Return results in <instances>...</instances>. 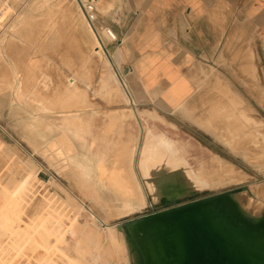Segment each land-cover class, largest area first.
<instances>
[{"label":"rangeland","instance_id":"374dc122","mask_svg":"<svg viewBox=\"0 0 264 264\" xmlns=\"http://www.w3.org/2000/svg\"><path fill=\"white\" fill-rule=\"evenodd\" d=\"M59 1L60 0H0V17L3 18L4 22H6L0 31V38H5L6 35L9 36V34H11L9 36V41L1 44L2 40H0V179L5 177L9 164H16L17 171L21 167L22 170H20L25 171V169L30 167V163L35 171L36 179L34 178V187L32 186V195L35 202L32 208L29 209L28 213L32 211L34 212L33 209H38L39 206V216L45 217L47 213L52 212L56 214L54 222H60L65 226L69 225V219L66 218L68 217L66 215H69L70 213L71 215H75L76 210L70 209V205H67L68 203L64 200V194H66L67 197L70 195L72 198L78 201L79 204H84L91 208L94 213V216H92L90 215L89 211H82L78 218L79 223H81L80 226H83L81 229H79L83 231L81 235L83 240V250L79 252L80 254L73 249V247H75L77 244L78 238L77 236H71V233H67L65 235L67 240L59 242L58 247L63 249L81 264H109L104 256L106 254L113 255V263L110 264H119L120 255L114 251L113 246L109 241L107 224L114 225L116 227H123L128 222V220H135L146 213L164 211L171 207H175L195 199H201L230 191L231 192L229 194L234 196L233 200H237V198H235L237 196L239 198L241 197L245 198V200H249H247V205H245L246 208L249 207L247 208L249 211H254L256 209L259 210L261 208L260 210L262 212H260L264 214V192L261 193L257 189V185L258 187L264 186V168L259 167L260 169H258L254 165H251L245 160L244 155V152L246 150L250 151L253 145L251 142L253 136L251 135L254 134V136H256L258 144H264V121L261 120L264 118V104H261L258 99H256V94H254L252 90L250 91L249 86L245 83V81H250L251 76V69L249 66H244L247 63V59L245 57L243 60L238 59V55L236 53L237 46L238 49L242 47L245 34H248V31L250 30L251 23L249 22L250 20L247 19V14L251 12L257 5H264V0H251L252 5H250V0H207V22L217 30L207 33L205 41H202V44H204L203 51L195 63H191L192 57L190 55H186L184 58V62L186 64L184 65V70L189 73L195 84V90L192 92V94L190 93L191 87L189 81L184 76L177 75L175 77L173 74H170L169 76L171 79H169L167 89L161 94L158 92L154 93L153 104H143L142 101L145 100L144 92L136 81V75L134 74L132 67L120 62L121 59L118 58L116 55L117 53H115L117 48L116 42H105L110 50L104 47L105 52L102 53V57L96 64V68H89L90 71H88L87 79L85 78L82 83L80 82V84L87 89V99L93 104L84 106L83 100L81 99L80 105L71 106V113L73 116L76 118L78 116H81L82 118L84 117L83 119L77 118L79 121L77 123L75 122L74 125L78 130H81L83 136L90 134L86 138L87 141L93 136L91 133L95 132L96 130H101L102 124L103 127H106L110 124L111 128L117 129V132L120 130V133L118 132L117 135H114V139H112L113 142L116 140L114 143L111 141L112 143L110 142L109 144H106L107 146L103 144L97 145V150L100 151V148H103V151H101L100 155L96 151V148L92 153H88L86 150V144H88L86 140L84 141L86 143H83L82 140L75 136H73L71 139L73 142V148L67 154L65 152H57V149L66 144L64 139L68 131H66L65 126L70 124L66 121H63L65 125L61 123L62 116L60 117V115L63 114L59 109L55 108V102L47 105L38 103L37 105L31 103L36 101L35 97L31 94L26 93L23 94L22 97H19L18 95V93L25 92L22 86L28 77L31 76V73L26 74L24 71H17L15 69L16 65L14 63V57L12 53L17 47L21 45V42L25 43L26 45L30 40L34 41L35 43H39L46 35L49 36L51 34L50 32H55L61 36V40L57 41L58 47L56 46L54 51L52 49L50 50L51 54L49 53L50 51L47 52L48 54L40 52L36 53L34 52L35 48L33 47V49L30 50L31 53L28 52L25 54V59L28 62L35 58L34 60H36L35 62L37 64L33 60L31 61L33 65L44 64V68H47L45 72L49 70L46 72V74L49 73L46 78L48 87L46 90H44L46 93L53 92L54 87L58 83L57 81H59L58 72H68V68L65 67L66 65L62 62L65 57H56V55L58 56L60 52H62L60 53L61 55L66 56L67 62L71 63L74 68L78 69V72L80 70L79 67L81 66H86L87 69L88 66L91 67V64L86 61V48L78 40L75 31L72 30L71 27H68V25H62L61 27H58V20L64 15ZM112 5L113 3L110 0H101L99 6L96 8L97 20L99 15L108 14ZM20 14L25 16H35L37 18L31 21V24L34 25L36 31H34L33 36L30 39L26 38L28 37L26 31L22 33H11L12 24H18L22 20V16ZM79 14V17L83 20L81 11H79ZM5 25L7 28L4 27ZM251 47H254L255 49L256 53H254V55L257 56V65H259V70L261 69L260 72L262 75H264V24H261L254 32V43ZM240 50L244 49L241 48ZM220 54L222 56H219ZM36 57L41 58L42 60L44 59L43 61L46 60L47 62L42 61V63H39L41 60L37 59ZM59 58L62 60L60 61ZM106 60L110 62L108 67L102 66ZM58 61L60 64L63 63L65 66L62 67L63 65H60ZM31 63L29 62V64L33 66ZM197 64L204 67L203 72L200 70L196 71ZM151 65L152 61L149 62V64L140 63L141 72L147 68H150ZM240 65L244 68H242ZM193 66H195V69ZM208 68H210L209 71H207ZM239 68H241V70ZM52 69H54V71ZM153 71L154 70L152 69L150 73ZM245 72L246 76H244ZM119 75L124 79L126 87L132 94L133 98H131V96L126 92L125 87L121 83ZM101 76H106L108 78L105 88L100 82ZM244 78H248L249 80ZM110 86L112 88L113 86H119L121 89H114V91L111 92ZM235 91L239 92L242 98H244L255 110L252 113L247 109L245 110L247 113L242 112L247 116V118H243L245 120H239L240 125L238 128H236L237 126H234V122L236 120L233 122L234 118L232 120L228 118V116L230 117V114L233 113L232 111L234 110V103L229 101L227 98H230V96ZM177 93H179V96L176 97L177 99L174 101L171 97ZM189 96H191L190 102L197 105L199 103L198 106L196 105L198 108L196 111L198 112H195V114L198 113V115H195L194 113L193 114L195 116H199L198 119L203 126L206 123L204 127L207 125H213L212 127H214V129L216 128L218 132L221 131L220 133H222V130L229 131L231 134H234L233 131H242V133H238L239 135L236 134L235 136H231L235 138L234 140H237L240 143L239 144L237 142L235 145L237 148H240L239 152L230 150V148L225 145V143L223 144L218 140L217 137L209 133L210 131L208 132L203 127H199L197 123H193L189 119L184 118L176 110L175 104L178 102L184 103ZM131 99L134 101V104L132 103ZM223 101L226 102L224 109L222 108ZM162 102L165 103V106L161 104ZM94 103L97 104L94 106ZM40 106L42 108L41 110ZM47 107H51L52 110ZM131 107L133 109H131ZM235 107H238L239 110V106L237 104ZM143 108L155 110L166 120L167 124L160 122L157 123V127L160 130L166 131L172 138H178L186 143H189L187 153L189 162L194 167V169H196L195 172H200L199 174L206 177L208 175V179L211 178L209 179L210 184L208 188L197 192L194 191L193 194H189L188 196L180 195L178 197H172L173 199L161 197L157 203L153 201V196L150 193V184L146 180L147 178L139 166V144H141V140L139 141L137 139V141H135L134 138L127 135V133H124L126 131L128 122L124 115L131 110H143ZM230 109L231 111H229ZM206 119H208V121ZM139 120L144 125L146 124V121L147 123L149 122L141 116H139ZM211 120L213 121L210 124ZM168 122H171L177 126L172 127ZM215 124L218 127H216ZM236 124L238 125V123ZM226 125L229 126L224 128ZM111 138H113V136ZM118 139H120L121 142ZM128 141L131 143V145ZM124 142L126 144H123ZM120 143L123 144L124 147H121L119 145ZM127 144H129V146ZM125 145H127V147ZM130 146L133 147V149H130ZM247 146H250L249 149ZM125 147L128 150H125ZM122 149L124 151H122ZM241 149H244L245 151L243 150L242 152ZM125 151H127L128 154ZM122 152H125L126 156ZM212 152L219 155L221 159L227 161L229 166H232L231 168L233 169H230L229 166L228 168L231 171L233 170V172L231 173L228 168L225 169L221 166L223 169L222 173L220 171V163L216 166V169L214 168L215 170H210L206 165H203L201 161L209 160V155L211 157ZM261 155L264 156V154ZM115 156L116 158L118 156L119 159H116ZM65 157L69 161H66ZM100 164H103V168L100 167ZM35 166L37 167L35 168ZM85 166H88L89 170L91 171L93 179L90 181V184L93 182V185H97V183L100 184L102 180L101 178L109 176L112 173L117 175V172L120 173L121 171L122 174H124L125 172L122 171V169H125L127 176L133 178H130L133 181L132 182L130 180V184L132 183L134 185V190L136 189L134 192L135 194L133 193L134 195H131L133 198L130 197V195L126 197V200H129V202L131 201L132 203H130L132 206L134 205L132 209L125 211L127 208L125 207V209L122 206L125 205V202L123 203V201L126 200L121 202V199L116 198L113 196V192H110V196L112 198L109 196L108 198L110 201L105 203H111L112 205L115 204L113 209H118L119 212H125H123L121 215H115L111 218H107V215L103 209L104 207L101 205L104 204V202L97 204L93 192L91 190L85 191L78 182L82 172L81 170H83ZM117 168L122 169L116 171ZM205 170H207V173H205ZM103 171L105 172L103 173ZM219 171L221 173H219ZM239 173L242 175L244 174L245 176H239ZM219 174H223L225 176L224 177L221 175L224 177V180ZM232 175L235 178L238 176L242 179H237V177L235 180H232ZM219 178L220 182L216 181L215 183V180H218ZM95 181L96 183H94ZM107 184L102 183L100 184V187L104 185L105 187L109 188L111 184ZM132 184L131 186L133 187ZM1 186L4 187L7 186V184L5 183ZM243 193L245 195H243ZM108 198H105V200H108ZM119 203L122 206H118ZM120 207L122 210H120ZM67 212L69 213L66 214ZM1 216L2 215L0 214V234L3 233L1 227L4 225V222L1 221ZM23 219L24 222L20 223V232L22 234L25 221L30 222L31 220L30 214L25 215ZM6 238H0V241L5 242ZM7 240L8 239H6V241ZM50 256L54 262L59 264H71L64 258V254L59 251H53ZM114 256L115 260H113ZM13 261L14 263H12ZM13 261H9L11 262L10 264H44L45 259L38 261L37 255L34 253H29V250L26 248L23 253L16 256Z\"/></svg>","mask_w":264,"mask_h":264},{"label":"bare ground","instance_id":"6f19581e","mask_svg":"<svg viewBox=\"0 0 264 264\" xmlns=\"http://www.w3.org/2000/svg\"><path fill=\"white\" fill-rule=\"evenodd\" d=\"M100 1L101 0H95L96 8L99 6ZM59 4L61 5V9L63 10L64 15L61 18H59L58 27H61L62 25H65V26L68 25V27H71V29L75 31V33L77 34L78 40L86 48V51H87L86 61L91 64V67L88 66V69H87L86 66H84V67L81 66V67H79L80 70L78 72V69L74 68V66L71 65V63L67 62L66 56L61 55L60 53H62V52H60L58 56L56 55V57H60V56L65 57V59H63V60L61 59V60L66 66L63 63L60 64L59 61H58V63L60 65H63L62 67H64V66L67 67L68 72H63V71L58 72L59 74L58 73L57 74H58L59 81L56 80L58 83L54 87L53 92L52 93H46V92H44V90H46V88L48 87L46 78L49 74V73L46 74V72H48L49 70L45 72V70L47 68H44V64H38V65L34 64L33 65L31 63V61H33L35 58L33 60L29 61L33 65V66H31L29 64V62L25 59V54L30 52V50H32L33 48H35L34 52H36V53L40 52V53L48 54L47 52H49L51 49L54 51V49L57 46V41L61 40V36H59L55 32H50L51 34L49 36L46 35L42 39V41L39 43H35L34 41L30 40V41H28V44L26 45L25 43L21 42V45L19 47H17L15 49V51L12 53V55L14 57V63L16 65L15 69L17 71H24L26 74L31 73V76L28 77V79L24 82V84L22 86V88H24L25 92L18 93V95H19V97L20 96L22 97L23 94H26V93L31 94L36 99L35 102H31V103H34L37 105H38V103L47 105V104L55 102L54 103V104H56L55 108L59 109L61 111V113L63 114V115H60V117L62 116L61 123L63 125H65L63 123V121H66L70 124V125L65 126L66 131H68V133L66 134L65 139H64L66 141V144L63 145L61 148L57 149V152H65L67 154L73 148V142L71 139L73 138V136H75L78 139L82 140L83 143L87 142L88 144H86V150L88 153H92L93 150L97 147V145L103 144V145L107 146L106 144H109L112 141V139H114V135H117L118 132L120 133V130L117 132V129L111 128L110 124L107 125L106 127H103V124H102L101 130L100 131L96 130L95 132L91 133L93 136L91 138H89V140L87 141L86 138L90 134L83 136L81 130H78L76 128V126L74 125L75 122L77 123L79 121L78 119H83L84 117L82 118L81 116H78L77 117L78 119H77L75 116H73V114L71 113V111H72L71 106L80 105L81 99L83 100L84 106H86V105L88 106V105L93 104L91 101H89L87 99V97H88L87 89L84 86H82L80 84V82L82 83V81H84L85 78L87 79L88 71H90L89 68L90 69L92 67L94 69L96 68V64L99 62V59L102 57V53L105 52L104 47H106L110 50V48L105 43L106 40H108V37L106 35L105 29H103V27H101V29L99 30L101 37L103 39V42H101V40L98 37V34L96 33V30L93 28L92 24H90V22H88L84 12L82 11V8L79 5L78 0H60ZM250 5H252L251 0H250ZM262 6H264V5H262ZM262 6L257 5L251 12H249L247 14V19L250 20L249 22L251 23L250 30L248 31L249 32L248 34H245V39H244V43L242 44V47H240L238 49V46H237L236 53L238 55L237 56L238 59L243 60L244 57L247 59V63L245 61L246 65H244V66L245 67L249 66V68L251 69V73H250L251 76H250V81H245V83L249 86L250 91L252 90L253 93L256 94V99H258V101L261 104H264V80H262V79H264V77H262L264 75H262V73L260 72L261 69L259 70V67H258L259 65H257V61H258L257 56L254 55V53H256L255 49H254V47H251V46H253V43H254V32L256 31V29L261 24H264V7H262ZM245 8H247V7H245ZM78 10L81 11L82 16H83V20H82V18L79 17L80 14H79ZM20 15L22 16V18H21L22 20L18 24L17 23L12 24L11 33H22V32L26 31L27 36H28L26 38L30 39L33 36L34 31H36L34 28V25L31 24V21L34 19H37V18L35 16H30V15H27V16H25L23 14H20ZM84 20H85V22H84ZM4 23L6 24V22L3 21V18L0 17V31L3 28ZM4 27L7 28L6 25ZM238 28H239V26H238ZM244 29H246V28H244ZM245 31H247V30H245ZM233 34H234V32H233ZM10 35L11 34H9V36ZM9 36L6 35L5 38H2V39L0 38V40H2L1 44L5 43L6 41H9V39H10ZM232 36H234V35H232ZM227 42H229V41H227ZM241 48L244 50H240ZM56 52H54V53H56ZM49 53L51 54V51ZM236 53H235V55H236ZM39 56H42V55H39ZM219 56H222V55L220 54ZM26 57H28V56H26ZM224 57H226V56H224ZM37 59L41 60V62H39V63H42V61L44 60V59L42 60L41 58H37ZM59 60H60V58H59ZM35 61L36 60H34V62ZM43 62H47V61L45 60ZM52 63H53V61H52ZM238 63H240V62H238ZM109 64H110V62H108L106 60V62H104L102 64V66L108 67ZM193 67L195 69V66H193ZM203 68L204 67H202V65L197 64L196 71L200 70L203 72ZM242 68H244V67H242ZM239 69L241 70V68H239ZM52 70L54 71V69H52ZM209 70H210V68H208L207 71H209ZM57 71H58V69H57ZM192 71H194V70H192ZM244 76H246V72H245ZM248 78H244V79L249 80ZM100 82L103 84V87L105 88V86L108 82V78L106 76H101ZM119 88H120L119 86H116V87L113 86V88L111 87L110 89L112 92V91H114V89L117 90ZM120 98H122V97H120ZM196 99H198V98H196ZM219 99H221V98H219ZM227 99L229 101H231L232 103H234V106L231 103V105L234 107V110L231 108L233 110L232 111L233 113H231L230 117L228 116V118L230 120H232L234 118L233 122H234V120L237 121V122L236 121L234 122V126H237L236 128H238V126L240 125L239 120H245L247 118V116L245 114H243V113H247V112H245V110L247 109L251 113L254 112L255 110L252 106H250V104L244 98H242L241 94L237 91L233 92V94L230 96V98L228 97ZM224 101L222 102L223 104L221 103L223 106L222 107L223 109L226 106L225 105L226 102H224ZM96 104L97 103H94V106ZM228 104H229V102H228ZM236 104L239 106V110H238V107L237 108L235 107ZM185 105H187V104L185 103ZM194 105H196V104H194ZM198 105H199V103H198ZM189 106H191V105H189ZM47 108L52 110L51 107H47ZM187 108L185 109L184 107H180L178 109V111L180 112V114L184 118L189 119L193 123H197L199 125V127H203L208 132L210 131L209 133H211L215 137H217L218 140L220 142H222L223 144L225 143V145H227L230 148V150L239 152L240 148H237V146H235L238 141L234 140L235 138H233L231 136H233V135L235 136L239 132L242 133L241 130L237 129L238 131H233L234 134H231V132L223 131V130H222V133H220L221 131L218 132L216 130V128L214 129V127H212L213 125L212 126L207 125L208 127L207 126L204 127L206 125V123L205 124L203 123L204 124V126H203L202 123L200 122V120L198 119L199 116L196 118V117L189 115V113H191L192 111L190 112V110H188L189 111V113H188ZM193 108H195V107H193ZM204 108H205V106H204ZM41 109L42 108L40 106V110ZM131 109H133V108L131 107ZM231 109L229 111H231ZM195 110H196V108H195ZM194 114H195V112H194ZM194 114H192V115H194ZM195 115H198V113ZM139 116L143 117L145 120H148L149 122L147 123V121H146V124L144 125L143 123L140 122ZM124 117H126L127 121H128L127 126H126V131L124 133L125 134L127 133V135L134 138L135 141H137V139L139 141L141 140V142H140L141 144H139L140 145L139 166L143 170V173L145 174V176L147 178V179L146 178L145 179L150 184V189H151L150 193L152 194L153 199H154L153 201L155 203H157V201H159L161 199V197L172 198V197H178L180 195L188 196L189 194H193L194 191L197 192V191L204 190L205 188H208V186L210 184L209 179H211V178L208 179V175L206 177L204 175L199 174L200 172L199 173L195 172L196 169H194V167L189 162L188 155H187L189 143L188 142L186 143L183 140L178 139V138L177 139L172 138L166 131L160 130L157 127L158 122L166 123V120L159 113H157L155 110H150V109L135 110V111L131 110L127 114H125ZM256 117H258V116H256ZM213 118H214V116H213ZM243 118H245V119H243ZM208 119H206V120L208 121ZM261 120L264 121V118H262ZM212 121L213 120H211L210 124L212 123ZM168 123L172 127L177 126V125L175 126L171 122H168ZM214 123H216V122H214ZM236 123H238V125ZM227 124H229V123H227ZM215 126L218 127L216 124H215ZM228 126L229 125H226V126H224V128L228 127ZM118 129H120V128H118ZM96 133H97V135H96ZM112 136H113V138H111ZM251 136H253V138L251 140V142L253 144L251 147V150L247 151L245 148V150H246L245 151L243 149L245 151L244 152L245 153L244 154L245 160L247 162H249L251 165H254L255 167H257L258 169L264 168V156L261 155V154H264V144H262V145L260 143L258 144V140H257L256 136H254V134ZM108 137H109V139H108ZM85 140H86V142H84ZM118 140L120 141V139H118ZM123 144H126V143L124 142ZM123 144L120 143L119 145L122 147ZM241 144H242V142H241ZM127 145L129 146V144H127ZM127 145H125V146L127 147ZM130 145H131V143H130ZM126 147H125V150L127 149ZM249 147L247 146L248 149H249ZM54 148H57V147H54ZM123 149H122V151H124ZM130 149H133V147H131ZM208 150H209V148H208ZM243 150H242V152H243ZM96 151L100 155L101 151H103V148L101 147L100 151L97 150V148H96ZM125 152L127 153V151H125ZM125 152L124 153L122 152V153L125 154ZM120 153H121V151H120ZM236 154H237V152H236ZM117 155H119V154H117ZM125 156H126V154H125ZM115 158H116V156H115ZM117 158L119 159L118 156H117ZM67 160L68 159L66 158V161ZM201 162L203 163V165H206L210 170H213L214 168L216 169V166L220 163L221 170H220V168H219V170L221 172L223 171L222 167L226 169L229 166L227 161L221 159L219 157V155H217L214 152L211 153V157L209 155V160H207V161L202 160ZM26 165H27V163H26ZM29 166L30 167L28 169H25V171H21L22 167L20 166L21 168H19V170L17 171L16 170V164H9L7 167L8 170H7L5 177H3V179H0V214L2 215L1 221L4 222L3 227H1V230L3 231V233L0 234V238L4 239L7 237L6 239H8L7 241L5 239V242L0 241V264H10L11 262H9V261H13V259L16 256L21 255L26 248L29 250V253H34L35 255H37L38 261L39 260L42 261L45 259L44 264H59L57 262H54L50 256L51 253L55 250L63 253L65 256L64 258L67 261H69L71 264H81L80 262L75 260L72 256H70L68 253H66L63 249L59 248L58 243L61 241H66L67 238H65L66 237L65 235L67 233H71V236H77V238H78L77 244L75 245V247H73V249L75 251H77L78 253L80 251H82L83 250L82 249V246H83L82 241L83 240H82L81 235H82L83 231H81L79 229H81L83 226H80L81 223H79L78 218H79L80 213L82 211H89L90 215L94 216L93 211L91 210V208L87 207L86 205L79 204L78 201H76L70 195H68V197H67L66 194H64V200L68 203L67 205H70L71 210L72 209L76 210L75 215H71V213L69 215H66V216H68L66 218L69 219V225L65 226V225H62V223H60V222H58V223L54 222V219L56 218V214H54L52 212L47 213L45 217L39 216V206H38V209L37 208L33 209L34 210V212L32 211L33 213L32 212L28 213L29 209L32 208V206L34 205V202H35L33 199V195H32V193H33L32 188L34 187L33 186V182H34L33 180L36 177L33 166L30 163H29ZM36 167L37 166H35V168ZM100 167L103 168V164H100ZM229 167H230V169H233V168H231L232 166H229ZM119 169H122V168H119ZM119 169L117 168L116 171H118ZM209 169H208V172H209ZM234 169H236V168H234ZM229 170H226V171H229ZM81 171L82 172H81L80 178L78 179V182L80 183L82 189H84L85 191L91 190L93 192L97 204L104 202V204H101V205H103V207H104L103 209H104L105 214L107 215V218H109V217L111 218L112 216H115V215H117V216L121 215L123 212L132 209V207L134 205L132 206V204H131L132 202L130 201L131 202L130 203L129 200H126L127 199L126 197L128 195H130V197H132L131 195L135 192L136 189L134 190V185L132 183L131 184L133 185V187L131 186V184H130L131 179L130 178H132V177L127 176L125 169H122V171L125 172L124 174H122L121 171H120V173L117 172V175L115 173L111 172L112 173V174L110 173L111 175L106 176L104 178H101L102 183H104V184L108 183L107 185L111 184L110 185L111 189H110V187L108 188V187H105L104 185L102 187H100V184H102L101 182H100V184L97 183L98 186L93 185V182H92V184H90L91 183L90 181L93 179L92 178L93 176L91 175V171L89 170L88 166H85L83 168V170H81ZM205 171H206L205 173H207V170H205ZM220 171H219V173H221ZM235 171H237V170H235ZM104 172L105 171H103V173ZM113 172H115V171H113ZM232 172H233V170L231 171V173ZM212 173H213V171H212ZM228 173H230V172H228ZM221 175H223V174H221ZM241 175L242 174H240L239 176H241ZM215 176H217V175H215ZM223 176H221V177H223ZM242 176H245V175L243 174ZM224 177H223V180H224ZM233 177H232V180H235L238 176L236 178L234 177V179H233ZM239 178L242 179L241 177H238L237 179H239ZM96 181L94 183H96ZM216 181L220 182V178L218 180H215V183H216ZM5 183L7 184V186L2 187L1 185H4ZM257 189L261 193L264 192V186L258 187V185H257ZM253 190H255V189H253ZM255 191H257V190H255ZM110 192H113L112 194L116 198L121 199V202L123 200H126V201H123V203L125 202L124 206L120 205V203L118 206H122L124 208L126 207L127 210L119 212L118 209H113L115 207L114 206L115 204L112 205L111 203H105V202L110 201V199L108 198L111 195ZM243 195H245V194L243 193ZM227 197L229 199L226 197L223 199L225 205L228 208H231L234 214L239 215L240 218L247 219L250 222V223H248V225L251 228H253L252 235L254 236V238L257 241L255 243L257 245L264 246V214L261 213L262 212L260 210L261 208L259 210L256 209L254 211H249L247 209L249 207H247V208L245 207V205H247V200H248L247 198H246L247 200H245V198H241V197L239 198L237 196V197H235V198H237V200L236 199L233 200L234 196L232 194H229ZM105 198H108V200L107 199L105 200ZM235 200H236V202H235ZM35 206H36V204H35ZM118 206H116V207H118ZM124 208H123V210H124ZM120 210H122V208ZM68 213L69 212H67L66 214H68ZM27 214L28 215L30 214L31 220H30V222L25 221V225L23 227V234H22L20 232V230H21L20 223L24 222L23 218ZM93 219H94V217H93ZM107 228H108L107 231H108L109 241H110L111 245L113 246L114 251L118 255H120L119 264H161V253L159 251L158 239H156V237H154V236H149V234L147 233L148 230H146L147 229L146 225L145 226L140 225V226H137V228H130V229H128V231L125 229V226L116 227L114 225L107 224ZM14 261L12 263H14ZM16 261H17V259H16Z\"/></svg>","mask_w":264,"mask_h":264},{"label":"crops","instance_id":"0c3cea01","mask_svg":"<svg viewBox=\"0 0 264 264\" xmlns=\"http://www.w3.org/2000/svg\"><path fill=\"white\" fill-rule=\"evenodd\" d=\"M110 1L113 3L111 10L106 15H99L97 27L109 26L118 35L115 53L122 64L132 67L144 92L143 104H153L154 93L161 94L167 89L170 74L184 76L189 81L192 94L195 84L184 70V58L190 55L191 63H195L201 56L202 41H205L207 33L217 30L207 22V0ZM151 61V67L141 72L140 63L149 64ZM152 69L154 71L150 73ZM177 94L172 95L173 100L177 99ZM190 98L184 103L177 101L176 110L188 107L189 113L188 110L198 109L197 104L189 101ZM161 104L165 106V103ZM191 113L189 115L198 117ZM104 256L109 264L113 263V255Z\"/></svg>","mask_w":264,"mask_h":264},{"label":"water","instance_id":"95a60500","mask_svg":"<svg viewBox=\"0 0 264 264\" xmlns=\"http://www.w3.org/2000/svg\"><path fill=\"white\" fill-rule=\"evenodd\" d=\"M230 192L146 213L125 229L146 225L158 239L161 264H264V246L255 243L250 222L224 203Z\"/></svg>","mask_w":264,"mask_h":264},{"label":"built area","instance_id":"2783aa9c","mask_svg":"<svg viewBox=\"0 0 264 264\" xmlns=\"http://www.w3.org/2000/svg\"><path fill=\"white\" fill-rule=\"evenodd\" d=\"M80 7L82 8V11L84 12L88 22H90V24H92L93 28L96 30V33L98 34L99 39L101 40V42H103V39L101 37V34L99 32V30L101 29V27H97V11H96V6H95V0H78ZM106 35L108 37V40H106V42H116L118 43L119 38L118 35L113 31V29L109 26H104ZM120 76V75H119ZM121 80V83L123 84V86L126 89V92L132 97V94L130 93V91L128 90V88L126 87V84L124 82V79L122 78V76L119 77ZM132 103L134 104V101L131 99Z\"/></svg>","mask_w":264,"mask_h":264}]
</instances>
